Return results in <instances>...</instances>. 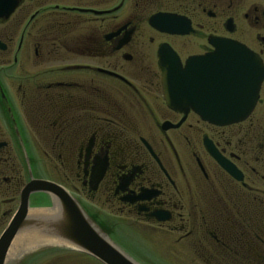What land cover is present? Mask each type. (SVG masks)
<instances>
[{"label":"flooded vegetation","instance_id":"1","mask_svg":"<svg viewBox=\"0 0 264 264\" xmlns=\"http://www.w3.org/2000/svg\"><path fill=\"white\" fill-rule=\"evenodd\" d=\"M31 180L133 264H264V0H0V235Z\"/></svg>","mask_w":264,"mask_h":264},{"label":"water","instance_id":"2","mask_svg":"<svg viewBox=\"0 0 264 264\" xmlns=\"http://www.w3.org/2000/svg\"><path fill=\"white\" fill-rule=\"evenodd\" d=\"M229 51H240L243 55L247 53L242 47L224 43L216 51L215 57L217 58L219 52V58L224 57L222 59L227 60ZM257 67H259L258 63ZM180 76L184 78L185 74L182 72ZM261 77L262 74L257 72L256 80L251 83L253 95L258 91ZM172 84H176L175 89L178 95L182 96L179 92H185V80L181 82L176 80V83H172L170 79L165 80L166 90L169 91ZM173 91L172 93H174ZM166 99L168 102L175 100L173 96L170 99L166 97ZM34 192H44L52 199V207L48 208L46 213L43 212L45 209L28 206V196ZM35 211L39 214L33 213ZM41 214L45 218L39 217ZM30 232L38 234L44 239L49 237L59 240L57 243L43 245H65L85 252L103 264H133L97 232L95 226L82 213L79 206L63 190L46 181L31 180L22 190L18 209L0 235V264L8 263L14 240L18 236Z\"/></svg>","mask_w":264,"mask_h":264},{"label":"bare ground","instance_id":"3","mask_svg":"<svg viewBox=\"0 0 264 264\" xmlns=\"http://www.w3.org/2000/svg\"><path fill=\"white\" fill-rule=\"evenodd\" d=\"M43 212L46 213L47 208H45V210ZM33 213L39 214V213H37V211H35ZM39 217L45 218V216L43 214H41V216H39ZM21 236L23 237V239H18L17 242H16V239L14 240L16 245L13 244V246H12V249H11V252L9 255L10 259L14 258V257H18L21 253H23L27 250L36 248L38 246H42L43 244L59 242V240L51 239L49 237L44 239L42 236H40L38 234H32V232H30L28 234H23ZM39 236H40V238H39Z\"/></svg>","mask_w":264,"mask_h":264},{"label":"rangeland","instance_id":"4","mask_svg":"<svg viewBox=\"0 0 264 264\" xmlns=\"http://www.w3.org/2000/svg\"><path fill=\"white\" fill-rule=\"evenodd\" d=\"M18 239H23V237L22 236H18L17 239H16V242H17ZM14 245H16L15 242H14ZM48 249H53V248H48ZM54 249H56V248H54ZM20 255H22V253ZM14 258H18V257H14ZM7 264H12V259H10Z\"/></svg>","mask_w":264,"mask_h":264}]
</instances>
